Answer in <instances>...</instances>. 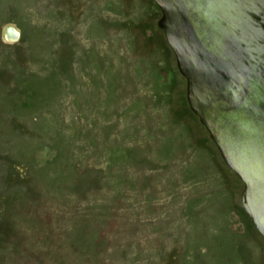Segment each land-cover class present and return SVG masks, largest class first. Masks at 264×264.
Here are the masks:
<instances>
[{"label": "rangeland", "instance_id": "rangeland-1", "mask_svg": "<svg viewBox=\"0 0 264 264\" xmlns=\"http://www.w3.org/2000/svg\"><path fill=\"white\" fill-rule=\"evenodd\" d=\"M162 17L0 0V264H264Z\"/></svg>", "mask_w": 264, "mask_h": 264}, {"label": "water", "instance_id": "water-1", "mask_svg": "<svg viewBox=\"0 0 264 264\" xmlns=\"http://www.w3.org/2000/svg\"><path fill=\"white\" fill-rule=\"evenodd\" d=\"M158 2L190 104L246 182L264 235V0Z\"/></svg>", "mask_w": 264, "mask_h": 264}, {"label": "bare ground", "instance_id": "bare-ground-1", "mask_svg": "<svg viewBox=\"0 0 264 264\" xmlns=\"http://www.w3.org/2000/svg\"><path fill=\"white\" fill-rule=\"evenodd\" d=\"M157 4H158V6L160 7V9H161V11H162V7H161V5H160V3L158 2V0H154ZM162 13H163V15H164V12L162 11ZM161 28H162V30L164 31V33H165V35H166V37H167V39H168V41H169V44L170 45H172L171 44V42H170V40H169V38H168V36H167V33H166V31H165V29H164V27L163 26H161ZM19 34V30L16 28V27H14V26H11V25H9V26H6L5 28H4V38L7 40V41H13L14 40V36H19L18 35ZM173 47V46H172ZM173 50H174V53H175V55H176V60H177V54H176V51H175V49L173 48ZM177 63H178V61H177ZM179 67V66H178ZM182 72V71H181ZM186 80H187V85H188V79L186 78ZM187 88H188V86H187ZM200 94H201V91H200ZM189 100V99H188ZM189 103H190V101H189ZM190 106H191V104H190ZM191 108L194 110V112L196 113V111H195V109H194V107H192L191 106ZM197 114V113H196ZM198 115V114H197ZM199 116V115H198ZM200 117V116H199ZM200 120H201V118H199ZM205 125V124H204ZM206 126V125H205ZM207 130H208V128L207 127H205ZM208 132H209V130H208ZM209 134L211 135V137H212V140L215 142V144L217 145V148H218V150H219V152L221 153V155H222V157H223V159L225 160V162H226V164L230 167V164H229V162L224 158V156H223V154H222V151H221V149H220V147L218 146V144H217V141L215 140V138H214V136L211 134V132H209ZM231 168V167H230ZM234 170V169H233ZM235 172H236V174L238 175V176H240V173H238L236 170H234ZM240 178H242L241 176H240ZM243 180V179H242ZM243 182H244V191H246V182L243 180ZM244 195H245V193H244ZM244 197V196H243ZM244 200V199H243ZM243 203H244V201H243ZM244 207H245V205H244ZM246 208V207H245ZM247 210V212H248V214H249V216H250V218H251V220H252V223L255 225V223H254V221H253V219H252V216H251V214H250V211L248 210V209H246ZM256 226V225H255ZM256 229H258V232L260 233V235L262 236V237H264V235H263V233L259 230V228L256 226Z\"/></svg>", "mask_w": 264, "mask_h": 264}]
</instances>
